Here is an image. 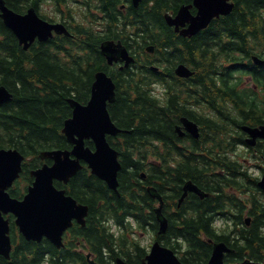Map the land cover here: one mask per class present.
Here are the masks:
<instances>
[{
	"label": "trees",
	"instance_id": "obj_1",
	"mask_svg": "<svg viewBox=\"0 0 264 264\" xmlns=\"http://www.w3.org/2000/svg\"><path fill=\"white\" fill-rule=\"evenodd\" d=\"M21 1L5 0L18 12ZM99 1L101 12L116 27L115 19L121 15L117 9L119 0ZM234 1V8L227 16L220 17L207 31L191 38L175 35L163 18L165 12L175 13L189 0H141L137 9L129 4L130 14L123 18L128 24L142 27L146 33L144 43L154 45L161 60L173 64L184 62L194 74L185 79L184 104L180 102V79H177L161 105L137 81L136 73L127 70L122 75H112L116 93L114 103L108 105V112L115 125L123 130L112 143L119 151L121 161L119 195L85 169L79 171L68 185V193L89 206L86 228L73 235L84 238L88 245L84 249L92 251L93 247L101 262L105 258L106 264H115L117 256H122L128 264L142 262L147 251L138 240L128 242L124 239L125 232L116 243L107 229L114 225L129 231L134 225L156 233L155 209L159 201L154 194L162 198V213L168 223L166 232L155 236L173 248L184 264H207L212 246L206 238L231 245L227 236L218 234L224 229L214 227L216 213H223L229 201L225 195L227 177L223 172H214L211 167L226 166L220 154L213 153L214 148L205 147L208 141L220 143L222 129L205 120L203 135L195 140L191 136L179 137L175 128L180 116L199 121L194 110H187L189 101L193 105L205 103L218 110L225 100H231L243 118L252 120L253 125H264L260 116L263 113L257 110L259 100H264V66L249 73L245 69L238 77L241 80L242 76L251 75L253 83L260 89L256 92L250 86L240 87L234 78L239 69L231 67L220 71L215 65L221 55L235 56L240 52L248 58L256 46L254 43L264 42V0ZM78 29L76 40L35 42L24 50L0 19V84L12 93V99L0 105V147H13L32 156V167L36 165L40 151L70 148L62 133L64 120L72 110L68 99L73 97L86 103L95 73L107 68L100 51L104 38L91 28ZM160 70L157 77L173 75L172 66ZM256 99H259L258 107L254 102ZM223 113L228 117L226 110ZM87 143L93 146L90 141ZM150 156L152 160L148 163L146 159ZM142 172L145 173L143 177ZM187 180L197 184L208 196L200 198L188 192L177 206ZM56 185L60 186L59 183ZM11 194L19 195L18 191ZM260 213L264 210L254 212L251 225L244 227L237 239L231 240L238 251L227 254L225 264L231 261L241 264L246 256L264 259ZM222 221L225 227V220ZM180 240L186 243L182 253ZM130 244L132 246H128ZM72 249L68 247L62 251L64 257H55L57 250L50 242L33 246L22 240L21 247L12 256V264H30V256L40 260L44 253L52 256L53 264H89L82 253L70 251ZM0 264L8 263L0 257Z\"/></svg>",
	"mask_w": 264,
	"mask_h": 264
},
{
	"label": "water",
	"instance_id": "obj_2",
	"mask_svg": "<svg viewBox=\"0 0 264 264\" xmlns=\"http://www.w3.org/2000/svg\"><path fill=\"white\" fill-rule=\"evenodd\" d=\"M198 7V14L189 27L190 33H195L205 27L208 22L219 13H226L230 5L223 0H194ZM1 17L5 25L14 33L19 44L27 48L29 42L37 35L40 39L49 36L53 27L40 20L33 9L25 14H18L5 7L0 0ZM180 15H185L181 8ZM59 30V29H57ZM178 74L185 75L184 69H178ZM114 85L105 74L96 75L92 84L91 98L86 106L71 102L73 108L72 118L65 121L63 132L68 140L72 142V151L54 150L45 152L55 160L49 167L43 165L35 172V182L29 189V193L22 201L13 199L6 192L12 181L20 171L21 154L17 150L0 149V253L8 256L9 252V227L8 220L4 214L9 212L16 216V223L22 234L28 239L40 240L46 236L57 247L61 245L63 231L76 218L82 220L87 213V205L77 204L53 185L54 179L65 181L79 168V160L83 158L91 168L92 173L104 180L113 189L117 186V172L120 163L117 160L118 152L113 149L106 140V134L115 133L116 129L112 124L106 109V101L112 100ZM11 93L4 86H0V104L7 102ZM196 134L194 126L190 128ZM264 137V131H260ZM77 136V137H75ZM90 137L95 144V150L84 147V138ZM70 154L75 156L70 158ZM196 190L192 186H187ZM160 232L166 227V221L161 219ZM228 250L224 242L214 244L207 264H223L224 252ZM117 264H126L121 260ZM143 264H183L177 258L173 250L160 245L155 241L151 251L146 255Z\"/></svg>",
	"mask_w": 264,
	"mask_h": 264
},
{
	"label": "flooded vegetation",
	"instance_id": "obj_3",
	"mask_svg": "<svg viewBox=\"0 0 264 264\" xmlns=\"http://www.w3.org/2000/svg\"><path fill=\"white\" fill-rule=\"evenodd\" d=\"M67 0H54V2H56V3H65ZM72 1V0H71ZM118 3L119 4H121V5H123V4H127L128 5V9L130 10V8H129V4L132 6V4H131V0H119L118 1ZM100 7H101V5H100ZM169 28V27H168ZM171 31H172V29L171 28H169ZM173 32V31H172ZM174 33V32H173ZM175 34V33H174ZM175 35H178V34H175ZM179 36V35H178ZM201 123H203V121L202 122H199L198 124L200 125ZM200 127L202 128V126L200 125ZM242 140H243V143H245V136H243L242 137ZM245 150L246 151H251V152H253V153H258V155H260V157L261 158H263L264 156H263V154H262V152L264 151V149H258V148H245ZM255 166L261 171V173L262 174H264V168L263 167H260L258 164H255ZM244 176L245 177H247L246 176V174H244ZM241 208V207H240ZM242 216H241V214H239V216H238V218H241ZM240 231H242V230H239L238 231V235L236 236V237H233V235L231 236H229L228 237V239H229V241H230V247H231V251L229 252V254H233V253H236V251H238L236 248H233V242L231 241L232 239H237L238 238V236H239V233H240ZM261 263V262H260ZM228 264H238V262L237 261H231V262H229Z\"/></svg>",
	"mask_w": 264,
	"mask_h": 264
},
{
	"label": "rangeland",
	"instance_id": "obj_4",
	"mask_svg": "<svg viewBox=\"0 0 264 264\" xmlns=\"http://www.w3.org/2000/svg\"><path fill=\"white\" fill-rule=\"evenodd\" d=\"M157 92H158V89H157ZM139 236L141 237V241L144 245L150 244L152 241V236L150 232H146V233L140 232Z\"/></svg>",
	"mask_w": 264,
	"mask_h": 264
}]
</instances>
